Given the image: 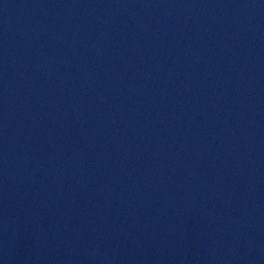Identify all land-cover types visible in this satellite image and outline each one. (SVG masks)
<instances>
[{
  "label": "water",
  "instance_id": "95a60500",
  "mask_svg": "<svg viewBox=\"0 0 264 264\" xmlns=\"http://www.w3.org/2000/svg\"><path fill=\"white\" fill-rule=\"evenodd\" d=\"M0 264H264V0H0Z\"/></svg>",
  "mask_w": 264,
  "mask_h": 264
}]
</instances>
